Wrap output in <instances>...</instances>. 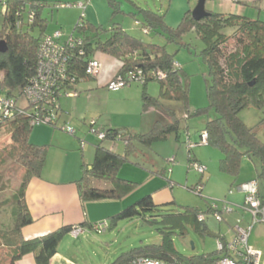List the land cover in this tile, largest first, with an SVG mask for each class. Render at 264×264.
Wrapping results in <instances>:
<instances>
[{
	"label": "trees",
	"instance_id": "trees-1",
	"mask_svg": "<svg viewBox=\"0 0 264 264\" xmlns=\"http://www.w3.org/2000/svg\"><path fill=\"white\" fill-rule=\"evenodd\" d=\"M108 2L112 12L110 27L94 25L83 16L80 17L73 33L62 40L67 55L64 75L62 77L59 75L55 91L48 98L36 103L28 99L25 91L37 75L39 50L46 37L61 30L47 33L51 20L46 12L49 6L47 1L10 0L1 7L3 26L0 41L5 42L7 51L0 53V98L13 101L14 115L0 122V129L9 126L14 144L11 157L15 164L24 169L19 187L10 198H7L8 200L4 201V204L10 202L13 216L11 228H0V242L9 248V264H16L30 254L34 255L36 264H50L63 237L78 226H64L32 239L23 236L22 230L35 222L28 208L27 190L34 178L42 177L49 147L46 144L32 143L30 135L37 125L36 121L43 118V114L55 109L57 115L61 117L62 106L59 104L61 96L68 93L79 95L81 92L77 87L80 83L95 81L94 77L86 73V69L98 52L110 55L121 62L118 74L141 70L144 76L141 84L144 87L149 82H158L160 85L158 97L143 91V109L148 111L153 108L161 114L147 133H137L127 128H107L104 139H97L93 162L91 164L82 162L81 177L76 182L79 187V198L83 203L119 202L131 195L138 188V184L119 176L122 167L134 164L144 169V163L133 161L132 158H137L139 154L147 155L146 149L159 157L158 152L153 149L154 144L165 142L170 136H174L178 143L188 144V140L186 142L183 140L184 133L188 132L187 120L206 115L210 110H213L216 116L206 122L200 136L206 132L208 145L222 153L221 171L233 178V184L241 173L245 158L252 162L258 160V163L255 162L258 165L257 177L253 181L264 182V142L259 139L257 131L249 128L240 118V113L249 107L264 108V20L208 11L210 14L207 17L196 21L192 17V11H187L178 27L173 28L166 24L161 14L141 8L133 1L129 0V6L133 11L128 13L122 9L119 0ZM238 2L241 3L240 0ZM58 5L61 4H55L54 8H58ZM120 15L131 16L143 30L162 35L168 43H181L182 38L189 33L195 34L203 42L201 55L207 65L209 76L206 85L209 100L207 108L195 110L190 108L189 85L183 80V70L176 66L174 56L165 46L153 40H142L127 31L121 22L116 20ZM35 31H39L38 36H34ZM233 39H236V44L233 48H228ZM158 72L166 74V78L159 79L156 75ZM24 99L26 104H23ZM161 99L179 102L182 106V118L177 116L174 108L167 107ZM59 121L48 125L57 128ZM60 129L62 130L61 127ZM107 139L123 141V151L118 153L106 147L103 141ZM199 143L200 139L195 144ZM188 147L189 162L192 165L198 161L193 156L194 147ZM147 169L151 175L166 181L170 187L174 186L175 181L169 177L165 167L155 166ZM204 175H201L200 179L202 186L205 184ZM0 184L3 185L0 192L5 191L6 183L2 175ZM190 189L206 199L208 205L206 211L179 207L174 200L156 204L149 194L109 218V229L122 221L140 219L145 225L157 226V231L162 236L161 243L131 248L122 252L109 264H136L140 258L164 254L174 257L177 264L215 263L220 257L217 250L212 253L185 256L178 252L173 244V235L185 236L194 231L206 236L208 231L206 215L213 213L215 203L203 195V187ZM258 193L259 199L264 203V192ZM201 216H204V220H200ZM86 225L92 227L94 223L84 222L79 226Z\"/></svg>",
	"mask_w": 264,
	"mask_h": 264
},
{
	"label": "rangeland",
	"instance_id": "rangeland-1",
	"mask_svg": "<svg viewBox=\"0 0 264 264\" xmlns=\"http://www.w3.org/2000/svg\"><path fill=\"white\" fill-rule=\"evenodd\" d=\"M43 1H47L49 5L46 12H48L51 18L47 33L61 30L64 39H67L73 33V29L80 17L83 16L87 18L90 13V11L87 13L89 5L84 9L78 6H72L74 2L78 3L77 0ZM91 1H94L96 7H98L100 11L99 6L101 2L99 1L101 0ZM105 1L106 5L109 6L108 0ZM119 1L122 6L127 7L130 5L129 0ZM130 1L135 2V4L141 8L161 14L166 24L175 28L181 23L187 11L194 10L199 0ZM235 1L237 0H206L205 9L209 12L223 14L233 13L264 20V0H240L241 3L238 2L239 0L237 2ZM55 4H69L71 6L67 8H54ZM51 8H53V10H51ZM1 9L0 7V31L3 26ZM109 18L110 17L106 18V16H104L103 19L106 20L104 23L106 28H109L111 24L110 21H108ZM117 20V22L121 20L124 28L134 36L142 40H153L155 43L165 46L166 50L174 56L175 63L183 70V80L189 85V102L191 109L195 110L198 108H207L209 106L206 92V85L209 81L208 68L201 55L204 44L195 34H186L182 38L181 43H168L165 37L156 32L149 31L145 33L140 25L130 16L120 15ZM61 24H63V27ZM97 24L101 23L97 21ZM38 34L39 31L34 32V36H38ZM235 41L236 39L231 40L228 44L230 45L228 48H233L236 44ZM93 83H95V81L80 83L77 87L81 92L79 95L73 94L72 96L65 95L60 97L59 104L62 106L63 111L60 112L61 119L57 128L44 123L34 126L30 135V141L39 145L47 144L49 146L46 152V163L42 171L43 178L54 181L56 179L54 176L57 171L62 170L71 174L81 166L82 161L86 162V159H88V152L83 154L82 142L86 145V151H88V149H94L97 137L93 132L97 131L99 134L104 133L103 130L110 120H114L118 124H130V129L133 132L147 133L152 129L156 119L161 114L158 110L153 108L144 111V102L142 100L144 90L151 96H159L160 85L158 82H149L146 87L141 83L133 82L129 86L131 95L127 101L123 102L111 101L108 90L97 88V85L94 86V88H96L95 90H88L90 89L89 86L94 85ZM161 101L167 107L174 108L177 111V116L182 118V106L179 102L169 99H161ZM23 104H26L25 99ZM156 115L158 116L157 118ZM215 116V112L210 110L206 115L189 118L187 120L188 132L187 134L184 133L183 137L185 142L188 140L192 143L194 147L193 156H197L196 158L199 159L203 158L207 162L208 169H206L204 175V180L206 181L205 186H202L200 183L201 174H199L189 162V147L187 142L178 143L174 136H170L166 142L154 144L153 149L155 152L161 154V158L156 157L149 149L145 150L147 151V155L139 154L137 158H132L133 161L138 160L148 167H152L153 164L148 161V159L152 157L156 162V166L165 167L168 170L169 177L175 181L171 190L172 197L179 207L197 208L201 209L203 212L207 210L208 205L206 199L196 191H192L190 189L192 187H196L197 189L203 187V195L210 198L212 202L214 201V203L219 206H222L235 197V204L239 205L241 209H245L246 207L245 194L242 193L239 187L243 184L242 182L256 177H250L252 170H254V164L250 160H247L249 166L246 167V163L244 162L246 160H244L242 162L241 173L232 184L233 178L220 169L222 153L215 147L195 144L199 142L200 131L203 130L206 122L209 119L215 118ZM152 117L156 118L155 121L151 120ZM240 118L249 128H254L258 133L259 139L264 142V108L257 109L255 107H249L240 113ZM150 120L151 123L146 122ZM64 121L75 130V135H71L60 129V127L65 124ZM9 129V126H4V128L0 129V175L3 176L4 183H6V186H4L6 190L0 192V228H11L13 226L10 202H5L4 204V201L8 200L7 198H10L12 193L17 190L24 173V169L15 164L11 157L14 144ZM103 143L106 147L112 148L118 153H121L124 148V142L121 140L111 141L107 139L104 140ZM160 145L164 148H158L161 147ZM92 152L91 160L94 159L95 153L94 150ZM161 152H164L165 155H162L163 153ZM172 159L174 160L172 161ZM255 162L258 163V160H255ZM222 176L227 178V185L220 183L218 180ZM246 178L249 179L247 180ZM0 187H3V185L0 184ZM210 217L209 221H215L217 225H222V227L226 225L225 221L219 222L213 214ZM138 220L141 221L140 219ZM126 222L127 221H124L125 224ZM119 231L120 227L111 234V236L105 238L110 244L107 245V247L100 248V250L88 249L87 259L93 264H98V260L106 261L108 258L107 254L113 256L112 254L114 253L110 252H114L117 248L119 249L122 247L123 249L117 251L118 253L113 256V261L115 258H118L122 252L129 251L135 246L140 247L159 244L162 241V236L157 231V226H149L143 223L140 230L127 229L118 237ZM132 232H134L135 236L133 239L131 238L127 241V237ZM97 238L98 240L104 241V235L101 236L100 234ZM172 240L176 250L185 256L212 253L217 250L216 238L201 236L194 231H190L185 236L173 235ZM93 250L99 251L98 259L93 255ZM8 251L9 248L3 246L0 242V264L10 263ZM210 264L215 263L212 262Z\"/></svg>",
	"mask_w": 264,
	"mask_h": 264
},
{
	"label": "crops",
	"instance_id": "crops-1",
	"mask_svg": "<svg viewBox=\"0 0 264 264\" xmlns=\"http://www.w3.org/2000/svg\"><path fill=\"white\" fill-rule=\"evenodd\" d=\"M77 1L78 3H81L83 0H77ZM99 2H101L99 6L100 11L98 10V7H96L94 1L93 2L90 1V3L88 4L89 8L87 9V13H89V11L90 13L88 14L86 20H88L94 25H104L106 20L103 19L104 16H106V18L110 17L108 21H110L111 23L112 12L110 13L111 10L110 5L107 6L105 0H101ZM78 3L74 2L75 5ZM121 7L127 13L133 11V8L129 5L127 7L121 5ZM125 16H129V15H125ZM117 18L118 16L116 17V20ZM97 21L100 22L101 24H97ZM119 22L122 21L120 20ZM61 26L63 27V24H61ZM94 58L100 62L101 70H100V74L95 79V83H93L94 85L89 86V88L95 90L96 88H94V86L97 85L96 86L97 88H102L107 90L106 88L107 83L116 77V75L119 73L121 69L122 64L116 58L104 53H97L95 54ZM108 92L111 101H118V102L127 101L129 99V96L131 95V89H129V87H126L116 93L110 91ZM142 100H143V94H142ZM157 117L158 116L156 115V118ZM156 118L152 117L151 120L155 121ZM151 120L146 122L151 123ZM64 123L66 122L64 121ZM126 125L118 124L114 120H110L107 126L104 128L103 132H105L107 128H119V129L127 128L131 130L130 129L131 126H129L130 124H126ZM97 134L99 133L95 131L94 135H96L98 139ZM97 142L98 140L95 143ZM158 148L162 149L164 147L161 146ZM93 150L95 152V147L94 149H88V151H86V145L82 147L83 154L85 152L86 153L88 152V159H86L87 164H91L93 162V160H91L92 159L91 154H93L92 152ZM161 153H163L162 155H165L164 152ZM196 157L197 156H194V158L199 163L205 165L206 169H208L207 162L203 158L199 159ZM158 158H161V154H159ZM244 160L243 161L246 163L245 166L248 167L249 163L247 162V160L249 159L246 158ZM148 161L153 164L152 167H148L146 164L144 166V169L143 167L134 164H126L122 167L119 176L123 179L136 182L138 184V188L131 195H129L128 197L124 198L122 201L119 202L100 201V202L83 203L79 198V194H78L79 187L76 183L81 177V166H79V168L74 170V172H72L71 174H68V172L66 171L64 172L62 170L57 171L54 176L56 178L54 181L43 178V176L41 178H34L31 181L27 190V204L29 211L32 217L34 218L35 222L25 227L22 230L23 236L26 239H32L54 232L64 226L81 225L84 222H88V224H92L104 220L108 221L109 218L120 212L128 205L134 203L136 200L140 199L141 197L149 194L152 195L153 200L156 204H164L167 202H171L172 200H174L171 193L172 186L170 187L166 181L161 180L160 178L150 174L147 167L150 169L155 168L156 162L153 160L152 157H150ZM252 163L254 164L253 166L254 170H252L250 177H255V176L257 177L258 165L255 162ZM256 177L251 178L250 180H248L249 178H246L248 181L242 183L244 184L249 181H253V179H256ZM218 180L220 181V183L227 185L226 177L222 176ZM204 182H205L204 184L205 186L206 181L204 180ZM257 183H258V190L260 191V193L261 192L263 193L264 182L260 180ZM235 203L236 200L234 197L233 199H230L228 202L224 203L222 206H219L216 203L213 204L219 209L218 213L223 217V221L226 222V225L222 227V225H217L215 221L213 222H211V220L209 221V219L211 218L210 216L214 212L207 213L206 225L208 227V231L206 236L214 237L217 239V241L218 239L232 241L235 239L234 227L237 224H241V226H248L250 224L252 218L250 213L248 212L247 206L245 205L246 206L245 209H241V207ZM142 226L143 223L138 219L127 221L126 224L124 223V221L119 222L116 224L115 227L112 226L111 229L103 233L104 241L98 240L97 236L99 234L95 235V233H89L83 236H79L78 238H74L70 234H67L61 240L57 249V253L52 258L50 264H93L87 259L88 249L100 250V248L102 249L103 247L105 246L107 247V245H110L107 242V240H105V238L111 236V234H113L119 227H120V231L118 233V237L122 233H124L127 229H136L138 231ZM83 227L87 228L88 226L86 225ZM103 235L101 234V236ZM134 236H135L134 232L130 233L129 236L127 237V241L130 240L131 238L133 239ZM249 245L254 250L260 253L259 264H264V223L263 222L260 221L253 226L249 237ZM121 249L123 248L122 247L119 249L117 248L114 252H110V253H114L112 255L115 256L118 253L117 251H120ZM98 252L99 251L93 250V255H95L97 259L99 258ZM113 256L107 254L108 257L107 260L106 261L98 260V264H109L110 262H112ZM16 264H36L34 255L32 254L27 255L21 260L17 261Z\"/></svg>",
	"mask_w": 264,
	"mask_h": 264
},
{
	"label": "built area",
	"instance_id": "built-area-1",
	"mask_svg": "<svg viewBox=\"0 0 264 264\" xmlns=\"http://www.w3.org/2000/svg\"><path fill=\"white\" fill-rule=\"evenodd\" d=\"M10 0H0V7ZM91 0H83V2L76 4L79 8L84 9ZM69 4L58 5V8L70 7ZM74 6V5H72ZM145 32H148L145 30ZM63 34L61 31H56L53 35L48 36L44 39L43 44L39 50L38 54V67L37 75L32 83L26 89V96L33 102H39L48 98L59 80V75L62 77L65 65L67 63V55L65 53V48L62 43ZM177 66V65H176ZM101 64L100 62L93 58L87 66L86 73L96 79L100 74ZM154 75V74H153ZM159 79H165L166 74L163 72H158L156 74ZM143 72L141 70L130 71L126 74H117L115 78L110 80L106 88L108 91L116 93L122 89L129 87L133 82L142 83ZM68 96H72L73 93H68ZM75 95V94H74ZM48 101H51L48 99ZM14 103L12 100H5L0 98V122L7 118H11L14 115L13 112ZM60 117L57 115L55 109L50 112L43 114V118L36 121V124L52 123L59 121ZM62 130L71 135H75V130L69 125L64 124L61 126ZM95 132V131H94ZM93 132V134H94ZM98 139H104L103 134H97ZM203 146L208 145V134L203 132L200 136V143ZM85 143L82 142V147ZM188 146L193 147L192 143L188 141ZM193 168L201 175L205 174L206 166L194 162L192 164ZM240 190L245 194L246 206L248 212L251 215V222L248 226H241L237 224L234 227L235 239L232 241H226L218 239L217 241V251L220 257L216 260L215 264H259L260 263V253L254 250L249 245V237L254 225L258 222L264 223V203L258 197V184L256 181H250L248 183L242 184ZM213 214L219 222L223 221V217L218 213V208L213 205ZM200 220H204V216L200 217ZM109 229V222L107 220L99 221L94 223L92 227L76 226L70 231V235L74 238L83 236L89 233L102 234ZM136 264H170L161 261L156 258L143 257L140 258Z\"/></svg>",
	"mask_w": 264,
	"mask_h": 264
},
{
	"label": "water",
	"instance_id": "water-1",
	"mask_svg": "<svg viewBox=\"0 0 264 264\" xmlns=\"http://www.w3.org/2000/svg\"><path fill=\"white\" fill-rule=\"evenodd\" d=\"M205 4H206V0H199L198 1V4L196 5L194 10L192 11V17L194 18V20L200 21L210 14L205 9ZM6 51H7V46H6L5 42L0 41V53H6ZM147 257L148 258H156V259H159L161 261H164V262H167L170 264H177L175 258L170 256V255H167V254L160 255V256H147Z\"/></svg>",
	"mask_w": 264,
	"mask_h": 264
}]
</instances>
